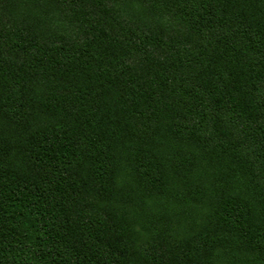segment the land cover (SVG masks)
Returning <instances> with one entry per match:
<instances>
[{"label": "trees", "instance_id": "trees-1", "mask_svg": "<svg viewBox=\"0 0 264 264\" xmlns=\"http://www.w3.org/2000/svg\"><path fill=\"white\" fill-rule=\"evenodd\" d=\"M0 264H264V0H0Z\"/></svg>", "mask_w": 264, "mask_h": 264}]
</instances>
